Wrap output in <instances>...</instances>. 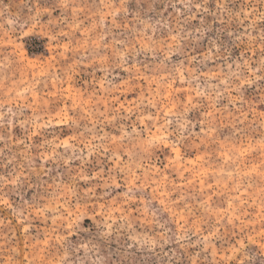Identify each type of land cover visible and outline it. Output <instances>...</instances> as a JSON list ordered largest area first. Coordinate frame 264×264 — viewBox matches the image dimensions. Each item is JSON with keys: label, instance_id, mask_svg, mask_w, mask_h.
I'll list each match as a JSON object with an SVG mask.
<instances>
[{"label": "rangeland", "instance_id": "374dc122", "mask_svg": "<svg viewBox=\"0 0 264 264\" xmlns=\"http://www.w3.org/2000/svg\"><path fill=\"white\" fill-rule=\"evenodd\" d=\"M0 264H264V0H0Z\"/></svg>", "mask_w": 264, "mask_h": 264}]
</instances>
